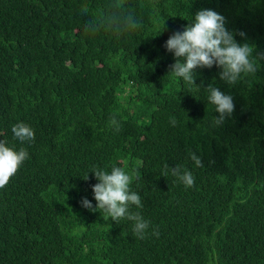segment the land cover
Returning <instances> with one entry per match:
<instances>
[{"label":"trees","instance_id":"1","mask_svg":"<svg viewBox=\"0 0 264 264\" xmlns=\"http://www.w3.org/2000/svg\"><path fill=\"white\" fill-rule=\"evenodd\" d=\"M202 9L264 54V0H0V140L29 154L0 189V264H264V60L235 86L215 65L202 88L167 74L165 42ZM209 84L235 105L218 127ZM20 122L34 141L14 138ZM114 166L133 177L144 239L81 204H96L91 171Z\"/></svg>","mask_w":264,"mask_h":264},{"label":"clouds","instance_id":"2","mask_svg":"<svg viewBox=\"0 0 264 264\" xmlns=\"http://www.w3.org/2000/svg\"><path fill=\"white\" fill-rule=\"evenodd\" d=\"M225 17L211 9H202L195 13L194 19L188 23L183 31L173 33L165 42L164 47L174 56L175 62L169 66L167 74L182 78L189 86L201 85L195 83L198 69H211L214 65L220 69L219 78L228 86L237 85L243 78L255 75L259 70V60H264V54L256 52L255 46L238 43L234 34L225 27ZM136 22L133 27H138ZM241 37L245 33L240 32ZM208 92V103L214 105L219 113L214 117L216 127L222 125L226 118L231 117L235 110L233 97L222 92L219 88L209 84L204 88ZM171 124L175 126L173 118ZM110 127L116 132L121 130V123L115 116L110 118ZM14 138L21 143L34 141V130L23 122L12 127ZM5 140H0V189L5 188L11 178L17 174L26 159L28 152L21 148L18 151L6 146ZM196 167H203L202 158L195 152L189 154ZM168 174L169 166L166 164ZM97 181L92 185V192L96 201L95 207L87 198H82L81 204L90 211H102L106 219L116 224L122 220L132 222V233L138 239H144L148 233L150 222L145 220L139 211H131V207L142 209L143 204L138 193L131 190L133 177L122 167H112L111 172L101 169L91 171ZM171 174L182 182L186 188L194 186L195 179L188 169L180 166L171 168ZM88 175L84 180H88ZM153 235L159 237V231Z\"/></svg>","mask_w":264,"mask_h":264}]
</instances>
